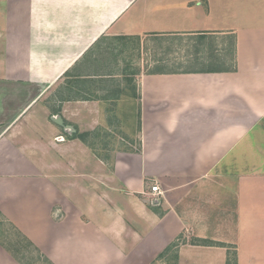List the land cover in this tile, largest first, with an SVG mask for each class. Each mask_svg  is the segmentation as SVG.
Wrapping results in <instances>:
<instances>
[{
    "label": "crops",
    "instance_id": "crops-1",
    "mask_svg": "<svg viewBox=\"0 0 264 264\" xmlns=\"http://www.w3.org/2000/svg\"><path fill=\"white\" fill-rule=\"evenodd\" d=\"M166 36L230 37L231 67L142 75L141 150L108 168L45 99L67 73L89 80L75 72L101 39ZM219 173L230 239L188 204ZM0 213L53 264H153L176 242V264H264V0H0ZM0 264H20L1 243Z\"/></svg>",
    "mask_w": 264,
    "mask_h": 264
},
{
    "label": "rangeland",
    "instance_id": "rangeland-1",
    "mask_svg": "<svg viewBox=\"0 0 264 264\" xmlns=\"http://www.w3.org/2000/svg\"><path fill=\"white\" fill-rule=\"evenodd\" d=\"M233 46L230 37L221 36L103 38L84 58L81 71L75 72L76 75L89 76V80L78 83L75 75L68 73L69 76L64 77L63 83L49 92L45 103L52 116L60 114L57 117L62 118V114L66 112L68 119L62 120L69 138L76 140L79 139V134H89L86 142L81 140L89 149L87 155H98L108 168H112L117 153L138 152L141 147L138 79L142 75L156 72L184 73L231 67ZM111 74L117 76L98 77ZM78 100L83 102L75 103ZM239 169L229 168V173L232 176L236 174L237 178ZM220 174L213 183L215 195L207 194L204 200L192 197L188 204L208 209L203 212L206 215L210 213L218 223L226 222L225 228L228 226L230 230L218 231L217 237L230 239L233 238L236 220L235 192L222 190L224 177ZM226 185L229 187V184ZM219 197L221 199L217 200ZM155 199L156 197L151 198L149 203L152 204ZM0 239L14 254L18 253L23 264H46L38 259V253L31 246L26 243L19 245L20 239L4 217H0ZM193 240L194 237L186 239L191 244ZM212 242L222 244L219 241ZM176 252L177 248H173L164 259L159 258L153 264H176L173 259ZM232 254L235 264L236 252Z\"/></svg>",
    "mask_w": 264,
    "mask_h": 264
},
{
    "label": "trees",
    "instance_id": "trees-1",
    "mask_svg": "<svg viewBox=\"0 0 264 264\" xmlns=\"http://www.w3.org/2000/svg\"><path fill=\"white\" fill-rule=\"evenodd\" d=\"M202 37H205V36H202ZM131 39H135V38H133V37H131ZM86 57V56H85ZM156 73H162V72H156ZM65 76H69L68 75V73L65 75ZM114 75L113 74H111V75H98V77H113ZM77 78V77H76ZM78 79V78H77ZM76 79V80H77ZM85 82L87 79H78V83H82L83 81ZM82 81V82H81ZM86 83V82H85ZM79 99H82V97H80ZM55 112H57V113H59L58 111H55ZM89 136V134H79V139L80 140H82V141H84V142H86V137H88ZM0 217H3V215L0 213ZM5 219V218H4ZM6 220V219H5ZM7 221V220H6ZM8 222V224L10 225V227L14 230V232H15V234H16V236L20 239L19 240V245H21L22 243H26L28 246H31L34 250H35V252H37L38 253V255H39V257L40 258H38V259H41V260H43L46 264H53L40 250H39V248L37 247V246H35V244H33V242H31L17 227H15L12 223H10L9 221H7ZM0 243H1V245L5 248V249H7V251L20 263V264H23V261H22V259H20L19 258V256H18V253H17V255L16 254H14L13 253V250H11L9 247H7L6 246V244L3 242V240H1L0 239ZM180 243V242H179ZM178 242H176V243H174V244H172L171 246H169L160 256H159V258L161 259V258H164V257H166L172 250H173V248H177L178 247ZM192 245H200V246H218V247H225L224 246V244H216V243H214V242H212V241H209V240H202V239H195V240H193V243H192ZM18 249V248H17ZM18 251V250H17ZM20 251V250H19ZM177 253V252H176ZM174 259H178V256H177V254H176V256L174 257ZM236 263L235 264H237V259H236V261H235ZM228 264H234L233 263V260H232V257L230 258L229 257V261H228Z\"/></svg>",
    "mask_w": 264,
    "mask_h": 264
},
{
    "label": "built area",
    "instance_id": "built-area-1",
    "mask_svg": "<svg viewBox=\"0 0 264 264\" xmlns=\"http://www.w3.org/2000/svg\"><path fill=\"white\" fill-rule=\"evenodd\" d=\"M151 192L153 193V195H155V196H161V194H162V192H161V190H160V187L157 185V184H155L154 186H152V188H151ZM152 204L153 205H155V202L153 201L152 202Z\"/></svg>",
    "mask_w": 264,
    "mask_h": 264
},
{
    "label": "water",
    "instance_id": "water-1",
    "mask_svg": "<svg viewBox=\"0 0 264 264\" xmlns=\"http://www.w3.org/2000/svg\"><path fill=\"white\" fill-rule=\"evenodd\" d=\"M53 119H54V121H55L56 123H58L59 125L64 126V124H63V120H62L61 117H57V118H53ZM66 129H67V127H66Z\"/></svg>",
    "mask_w": 264,
    "mask_h": 264
}]
</instances>
